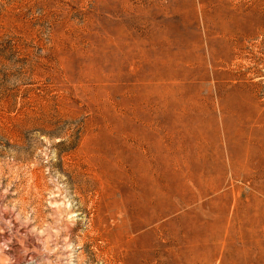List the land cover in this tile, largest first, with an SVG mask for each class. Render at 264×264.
I'll return each instance as SVG.
<instances>
[{
    "label": "rangeland",
    "instance_id": "1",
    "mask_svg": "<svg viewBox=\"0 0 264 264\" xmlns=\"http://www.w3.org/2000/svg\"><path fill=\"white\" fill-rule=\"evenodd\" d=\"M0 264H264V0H0Z\"/></svg>",
    "mask_w": 264,
    "mask_h": 264
}]
</instances>
